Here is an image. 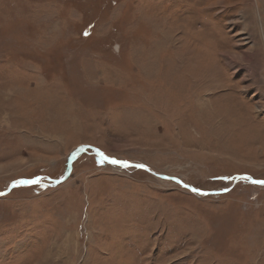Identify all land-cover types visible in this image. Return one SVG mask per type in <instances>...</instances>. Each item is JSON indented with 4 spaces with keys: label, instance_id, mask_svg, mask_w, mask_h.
<instances>
[{
    "label": "rangeland",
    "instance_id": "rangeland-1",
    "mask_svg": "<svg viewBox=\"0 0 264 264\" xmlns=\"http://www.w3.org/2000/svg\"><path fill=\"white\" fill-rule=\"evenodd\" d=\"M253 181L264 0H0V264H264Z\"/></svg>",
    "mask_w": 264,
    "mask_h": 264
},
{
    "label": "snow or ice",
    "instance_id": "snow-or-ice-1",
    "mask_svg": "<svg viewBox=\"0 0 264 264\" xmlns=\"http://www.w3.org/2000/svg\"><path fill=\"white\" fill-rule=\"evenodd\" d=\"M111 163L113 164H120L122 167H127L129 165H127V163H122V162H119V161H116V160H112ZM136 167H143L142 165H136ZM35 182V181H33ZM254 183H258V184H261L262 186H264V181H253ZM193 191H197L196 189H193ZM203 194V193H201Z\"/></svg>",
    "mask_w": 264,
    "mask_h": 264
}]
</instances>
